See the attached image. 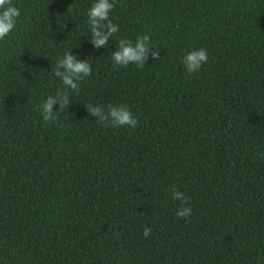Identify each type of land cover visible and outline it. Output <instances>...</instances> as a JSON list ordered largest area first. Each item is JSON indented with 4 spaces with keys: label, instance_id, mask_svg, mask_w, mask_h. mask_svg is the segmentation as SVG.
<instances>
[{
    "label": "trees",
    "instance_id": "16d2710c",
    "mask_svg": "<svg viewBox=\"0 0 264 264\" xmlns=\"http://www.w3.org/2000/svg\"><path fill=\"white\" fill-rule=\"evenodd\" d=\"M90 2L13 0L21 15L0 41V264H264V0H116L120 31L99 49L85 38ZM145 33L160 59L114 66L117 40ZM194 47L208 61L188 74ZM71 48L92 72L45 122L39 105L62 87L52 69ZM117 103L134 128L86 107Z\"/></svg>",
    "mask_w": 264,
    "mask_h": 264
},
{
    "label": "clouds",
    "instance_id": "9594fccd",
    "mask_svg": "<svg viewBox=\"0 0 264 264\" xmlns=\"http://www.w3.org/2000/svg\"><path fill=\"white\" fill-rule=\"evenodd\" d=\"M116 0H91L84 15L88 27V35L93 48L99 49L106 45L114 34L120 31L118 24L110 19L111 10ZM21 15L20 9L13 0H0V41L15 30ZM151 51L152 58L160 59V53L155 45L150 42V35L145 33L136 36L135 40L120 37L115 45V51L110 52V58L114 66L135 65L143 67L148 60ZM208 61V51L204 47H194L186 51L181 57L184 71L188 74L198 72ZM54 75L59 78L61 88L56 89L55 94L48 95L39 105V113L43 121L55 122L57 113L64 112L74 102L70 99V92L79 89V82L92 72L88 58L81 59L72 48L66 50L55 63L52 69ZM54 105L56 106L54 108ZM89 115L96 117L97 121L105 123L113 128L127 126L134 128L137 125V117L124 103L110 104L105 106L86 104ZM173 201L179 200L182 206L177 207L175 215L185 218L191 215L192 208L187 205L188 198L174 186L170 192ZM150 229L145 227L143 234L149 235Z\"/></svg>",
    "mask_w": 264,
    "mask_h": 264
}]
</instances>
